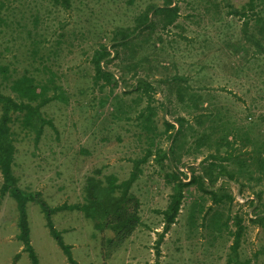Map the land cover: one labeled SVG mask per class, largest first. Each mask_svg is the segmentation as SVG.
I'll return each instance as SVG.
<instances>
[{"label":"rangeland","instance_id":"374dc122","mask_svg":"<svg viewBox=\"0 0 264 264\" xmlns=\"http://www.w3.org/2000/svg\"><path fill=\"white\" fill-rule=\"evenodd\" d=\"M4 1L6 6L0 15L8 20L0 24V64H8L11 72L17 67L18 74L23 73L27 62L21 56L20 38L27 36L28 29L36 30L32 38L44 37L40 44L44 60L39 58L34 66L41 70V76L45 71H55L69 96L67 103L56 100L42 109L43 118L52 121L54 127L46 122L39 141L35 140L34 130L24 129L19 122L13 125L17 147L14 172L20 187L41 191L51 207L66 204L53 211L51 217L65 243L72 246L74 259L80 264H226L233 256L231 245L237 227L231 219L228 227L213 229L211 215L219 210L224 218L227 214L244 218L238 257L242 261L249 259V264H264V219L252 220L256 214L264 213V199L253 202L254 190L264 188V180L242 176V185L236 181L226 183L225 189L234 196L226 204L215 203L210 194L196 185L188 187L178 220L160 244L159 256L156 241L163 216L156 210L166 207L172 192L164 177V172L170 170L168 161L162 167L152 155L142 164L143 172L132 191L141 199L144 224L115 250L102 243L103 237L112 233L96 230L92 219L72 207L83 201L86 178L95 169L105 166L104 174L114 173L125 179L133 169L134 159L145 154L153 137L156 147L168 148L164 120L177 126L176 117L184 116L186 125L196 132L187 128L182 159L177 164L188 174V168L197 167L216 148L213 142L196 147L198 135L208 126V122L201 125L197 121L198 114L206 111L207 102L221 107L238 128L264 125V54L253 52L242 32L244 20L229 14L220 0V11L213 0H176L180 16L166 30H158L163 41H155L152 36L145 48L137 51L138 57L149 55L152 65L160 60L169 67L153 71L149 77L158 86L151 91V104L157 107V115L153 129L147 131L138 116L149 103L148 97L144 91L134 89L136 78L122 69L131 59L127 56L130 51H124L109 65L121 79L113 91L103 84L104 80L94 84L91 58L101 37L106 36L102 40L110 44L114 27L133 24L149 3L160 4L163 0H72L68 10L54 0ZM244 1L232 0L238 7ZM251 28L257 32L254 17ZM7 45L10 50L5 48ZM145 71L142 69L139 76H144ZM164 77H168L167 81L160 83L158 79ZM179 86L201 94L206 100L203 107L187 106L188 99L182 102L175 91ZM1 90L13 93L6 82ZM2 182L0 171V187ZM221 183L222 179L217 184ZM201 201L205 209L211 206L212 211L206 217L199 213L193 218L192 208ZM27 213L31 243L39 263L71 264L50 232L39 204L29 202ZM18 233L16 201L10 195L0 196V264H32ZM18 253L20 256L15 259Z\"/></svg>","mask_w":264,"mask_h":264},{"label":"trees","instance_id":"16d2710c","mask_svg":"<svg viewBox=\"0 0 264 264\" xmlns=\"http://www.w3.org/2000/svg\"><path fill=\"white\" fill-rule=\"evenodd\" d=\"M213 1L216 9L220 11V4L217 0ZM220 1L228 7L227 12L229 14H234L244 20L242 32L247 41L253 46V52L264 54V0H246L239 7L232 0ZM54 3L62 5L67 10L72 7V0H54ZM5 6L6 2L0 0V13ZM179 16L180 5L176 0H163L160 4L149 3L135 17L133 24L127 26L117 25L112 29L110 44L102 40L106 36L101 37L102 39H100L98 47L94 49L91 58L95 70L94 84H99L104 80L103 84L110 86L111 91H113L119 85L121 79L115 75L109 65L116 58H119L124 51H130L127 56L131 59L125 66H122V69L125 74L131 73V76L136 78L137 83L134 84V89L144 91L148 97L149 103L142 108L138 116L147 131L153 129L152 124L157 115V107L151 104L153 100L151 91H155L158 86L154 85L153 82L156 81L152 82L149 77L153 71H160L161 69L165 71L169 67L162 65L160 60L157 64L152 65L149 55L144 54L138 57L137 51L144 49L152 36H155V41H163V37L158 33V30H166L169 26L175 24ZM253 17L256 28L254 29L257 30L258 34L251 28V18ZM7 20L0 15V24L5 23ZM35 22L37 23V20ZM34 34H37L36 30L28 29L27 36L20 38L23 42V50L20 49L22 50L21 56L27 62L23 73L18 74L19 68L17 67L12 69L11 72L8 64H0V72L3 75V80L0 82V171L3 177L0 196L4 198L6 195H10L16 201L19 228L17 237L22 241L24 250L28 252L32 264L40 263L31 243V229L27 213L29 202L39 204L45 218H47V226L50 232L62 247L69 262L80 264L72 255V246L65 243L51 217L53 211L65 208L66 204L51 207L41 191H31L20 187L19 178L14 172L17 147L15 144L16 131L13 125L19 122L24 129L34 130L37 142L46 122L54 127L52 121H46L43 118L42 109L52 101L59 100L64 103L69 101V96L59 82L56 72L52 69L49 71L44 70V75L41 76V70L34 66L39 58L44 60L43 55L40 54V44L44 42V37L41 36L37 39L35 36L32 38ZM5 48L10 50L9 45ZM125 58H122V60ZM142 69L146 70L145 75L139 76ZM167 78H159L158 80L163 83L167 81ZM176 79L181 80V78ZM3 82L9 84L12 94L4 93L1 90ZM175 91L182 102H186L185 99L189 100V103H186L189 107L193 106L200 109L205 104V98L201 94L191 93L188 87L179 86L176 87ZM204 110H206L204 113L198 114L197 121L201 125L208 122V126L206 130L198 135L196 147L201 148L212 145L213 142L216 148L214 152L206 155L197 167L188 168L189 174L179 169L177 164L182 159L181 149L185 145L184 139L188 135L187 128H190L194 134L196 132L191 125H186L188 123L186 117L178 116L175 119L177 126L171 121L164 120V132L168 134L167 137L170 141L168 148L156 147L155 137H153L150 145L145 149V154L134 159L133 169L127 178L120 179L114 173L104 174L105 166L95 169L92 174L87 176L83 187V201L73 204L72 207L83 212L87 218L92 219L96 230L100 232L108 230L112 233L103 237V244L106 243L109 248L115 250L131 237L138 226L144 224L140 208L142 202L132 191V187L143 172L142 164L146 163L152 155H155L156 161L162 167L165 164L164 162L168 161L170 170L164 172V177L172 189L166 207L156 210L163 216L162 231H160L156 241L158 256L161 254L160 244L178 220L188 187L196 185L203 193L210 194L215 203L226 204L234 200V196L225 189L226 183L236 181L242 185V176H247L251 180H264V125L260 126L258 124L238 128L235 121L221 107L211 102H207V107ZM255 127L258 128L256 132H254ZM231 163H234L232 167ZM220 179H222V183L218 185ZM253 198V202L263 200L264 188L254 190ZM211 211L212 207L209 206L205 209L204 202L201 201V203H195L191 215L194 218L202 213L206 217ZM231 219H233L237 229L233 232L234 241L231 245L233 256L227 259L226 264H232L233 262L236 264H249V259L242 261L238 257V250L245 231L242 215L236 214L231 217L227 214L224 218L222 211L214 210L211 215V225L213 229L220 231L222 227H228ZM258 219L263 220L264 213L256 214V219L252 220ZM19 256L20 253L16 254L15 259H18Z\"/></svg>","mask_w":264,"mask_h":264}]
</instances>
